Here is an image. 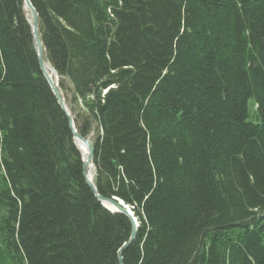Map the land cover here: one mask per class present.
I'll return each instance as SVG.
<instances>
[{
  "label": "trees",
  "instance_id": "trees-1",
  "mask_svg": "<svg viewBox=\"0 0 264 264\" xmlns=\"http://www.w3.org/2000/svg\"><path fill=\"white\" fill-rule=\"evenodd\" d=\"M121 264H264V0H30ZM22 0H0V264H118Z\"/></svg>",
  "mask_w": 264,
  "mask_h": 264
},
{
  "label": "water",
  "instance_id": "water-1",
  "mask_svg": "<svg viewBox=\"0 0 264 264\" xmlns=\"http://www.w3.org/2000/svg\"><path fill=\"white\" fill-rule=\"evenodd\" d=\"M25 6V10L27 14L29 15V23L31 26V32H32V45L34 52L36 54V58L38 61V64L40 66V69L48 81L51 90L53 94L55 95L58 104L60 107L63 109L65 112V115L67 116L68 122H69V127L72 131V139L77 145V147L80 149L83 147L86 150V156L82 157V172H83V178L88 185V187L92 190L94 193L95 197L97 200L109 211L111 212H118L124 214L130 221L131 224V230L129 234V239L118 249V264L122 263V251L131 244V242L134 240L137 228L139 227V222L137 218L135 217L132 207L127 205L123 200H121L118 197L112 196V197H104L100 195L93 182V174L90 175L87 171V166L89 163L93 164L94 168V145L90 137H84L81 134L77 132V129L75 127L74 119L73 116L69 110V107L60 91L59 88V83H58V74L52 67V65L45 59L43 56L44 52V46L43 42L40 36V31H39V18H38V13L31 4L30 0H22ZM48 68L52 69L54 72V79L52 76L49 74Z\"/></svg>",
  "mask_w": 264,
  "mask_h": 264
},
{
  "label": "bare ground",
  "instance_id": "bare-ground-1",
  "mask_svg": "<svg viewBox=\"0 0 264 264\" xmlns=\"http://www.w3.org/2000/svg\"><path fill=\"white\" fill-rule=\"evenodd\" d=\"M46 59V58H45ZM47 70H48V72H49V74L52 76V78L54 79L55 77H54V72H53V70L52 69H50V68H48V66H47ZM65 98V97H64ZM70 110V109H69ZM71 112V111H70ZM79 149V148H78ZM80 151H81V155H82V157L84 156H86V150L83 148V147H81L80 149H79ZM82 159V158H81ZM93 170H94V168H93V164L92 163H89V165L87 166V171H88V173L90 174V175H92L93 174Z\"/></svg>",
  "mask_w": 264,
  "mask_h": 264
}]
</instances>
